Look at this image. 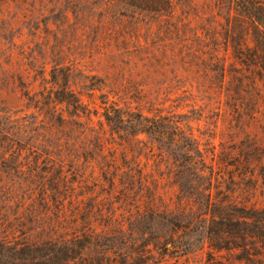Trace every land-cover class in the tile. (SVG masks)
<instances>
[{
    "label": "rangeland",
    "instance_id": "rangeland-1",
    "mask_svg": "<svg viewBox=\"0 0 264 264\" xmlns=\"http://www.w3.org/2000/svg\"><path fill=\"white\" fill-rule=\"evenodd\" d=\"M113 6L110 0L0 2V107L33 138L8 152V162L0 167V241L40 243L52 228L75 226L79 232L84 230L82 219L87 214L89 228L98 231L107 225L108 216L118 223L126 220L134 207L124 205L120 187L113 190L102 175L111 161V171L121 173L135 167L136 159L143 182L161 197L156 203L180 207L186 214L190 213L187 205L203 214L209 200L217 206L231 202L264 210V101L260 99L264 83L258 84L261 94L251 90L239 103L241 114L235 113L226 96L233 87V74L221 83L215 75L205 77L203 67L199 72L197 67L186 71L188 66L180 57L173 58L180 52H171L164 20L151 23L152 27L147 21L136 26L113 24L117 10ZM62 69H71L70 84L85 104L90 101V79L95 77L114 88L110 92L107 87L104 93H110V100L119 101L123 108L140 106L150 117L157 110L164 116L187 115L191 130L186 133L191 135L120 139L111 136L103 118L102 131L97 119L94 125L81 119L79 130L86 132L80 140L92 139L90 130L94 129L108 142L107 149L91 152L82 143L81 150L59 153L52 145L61 135L54 126L58 112H53L65 107L55 109L52 101ZM100 95L95 91L98 105ZM190 140L199 143L200 155L191 152L192 156L205 158L202 176L185 157L182 146ZM254 146L260 151L245 165L241 150ZM142 196L146 200L145 191ZM166 228L158 220L156 236H165ZM211 229L220 234L218 248L202 230L179 229V242L194 245L189 254H159L147 235L144 244L152 250L150 257L135 258L131 264H264V229L256 231L262 238L244 242L230 228Z\"/></svg>",
    "mask_w": 264,
    "mask_h": 264
},
{
    "label": "trees",
    "instance_id": "trees-1",
    "mask_svg": "<svg viewBox=\"0 0 264 264\" xmlns=\"http://www.w3.org/2000/svg\"><path fill=\"white\" fill-rule=\"evenodd\" d=\"M110 1L117 9L112 16L113 24L136 26L140 22L147 21V25L151 26V23L164 20L166 35L171 37L169 39L172 42L171 52H180L173 58L180 57L184 65L188 66L186 71L197 67L199 72L203 67L202 72L205 77L215 75L221 83L225 82L227 74H233V87L232 90H227L226 96L235 113L241 114L239 103L245 100L251 90L261 94L258 84L264 83V0ZM179 7L181 14L177 15ZM198 22L205 23L203 26H197ZM69 71L71 69L60 71L62 80L57 84L59 89L54 93L55 97L52 101L55 103V109L58 106L65 107L61 111L56 109L53 112H58L55 115L54 126L60 129L61 135L56 138L54 144H51L59 153L81 150L82 143L83 148L91 152L101 153L107 149L108 142L101 132H95L94 129L90 130L92 139L80 140L86 132L79 130L83 128L81 119H86L87 125H94V119H97L102 131L104 124L101 118H103L111 136L117 135L120 139L140 135L163 139L191 135L186 133L191 130L187 115L171 113L169 116H164L162 111L157 110L155 115L150 117L144 114L145 108L140 106L136 110H132L129 106L123 108L119 101L110 100V93H104L109 87L105 80H98L95 77L90 79L91 84L88 87L91 92L90 101L85 104L81 94L77 93L70 84ZM109 88L112 89L110 92H114V88ZM95 91L101 93L100 105L96 104ZM25 95L28 96L26 92ZM260 99L264 101L263 94ZM147 111L151 113L152 110ZM24 129L26 128L16 127V122L0 107V167H4L8 162L6 157L8 152L14 148L20 149L28 145V141L33 140L31 137L29 139ZM182 147L186 151L185 157L190 160V167L202 176L205 158L199 156L200 160H196L191 153L200 155L199 143L190 140ZM259 151L260 148L257 146L250 150L244 148L241 150L240 158L246 165L251 162L252 154L254 152L258 154ZM135 160L133 166H136L128 172H112L110 168L114 161L109 162L110 166L102 172L113 190L120 187V201L124 205L134 207L135 212L130 211L126 220L118 223L108 216L107 225L98 231L89 228L90 214H87L82 219L84 230L79 232L76 231L75 226L68 228L69 231L65 228H52L47 238L40 243L29 241L12 243L1 240L0 264H131L135 258L150 257L152 250L144 244L147 235L152 237L157 253L171 257L184 256L190 253L194 245L179 242L177 236L179 229L204 231L205 238L215 248H218L216 243L221 238L211 226L227 230L230 228L235 237L243 242L247 238H262L256 231L264 229V210L255 206L234 205L231 202L225 206L223 204L217 206L209 200L203 214L189 205L186 208L190 213L186 214L180 207L172 209L170 206L159 205L156 199L161 200V197L145 185L143 182L145 176ZM211 169L213 173V167ZM143 191L146 200L142 196ZM180 195H183V192ZM158 220L167 225L165 236L155 234V224ZM244 227L252 230L241 229Z\"/></svg>",
    "mask_w": 264,
    "mask_h": 264
}]
</instances>
